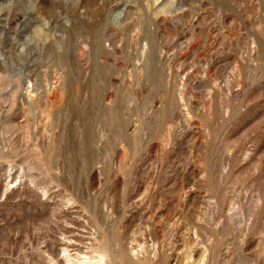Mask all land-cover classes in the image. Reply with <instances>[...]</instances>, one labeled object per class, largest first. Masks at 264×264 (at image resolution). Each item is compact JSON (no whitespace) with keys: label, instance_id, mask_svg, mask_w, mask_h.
<instances>
[{"label":"rangeland","instance_id":"obj_1","mask_svg":"<svg viewBox=\"0 0 264 264\" xmlns=\"http://www.w3.org/2000/svg\"><path fill=\"white\" fill-rule=\"evenodd\" d=\"M100 252L264 264V0H0V264Z\"/></svg>","mask_w":264,"mask_h":264},{"label":"bare ground","instance_id":"obj_2","mask_svg":"<svg viewBox=\"0 0 264 264\" xmlns=\"http://www.w3.org/2000/svg\"><path fill=\"white\" fill-rule=\"evenodd\" d=\"M109 250V249H108ZM99 254H101L100 258H99V261H98V264H113L111 263L110 259H107L106 258V254L105 252H100ZM202 257L197 261L198 263L197 264H204V261H205V255L204 253L201 254ZM125 261V260H124ZM123 262V261H122ZM126 262V261H125Z\"/></svg>","mask_w":264,"mask_h":264}]
</instances>
